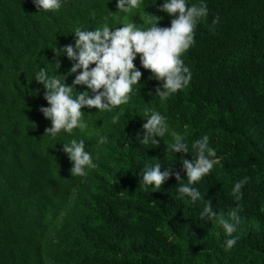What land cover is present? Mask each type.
<instances>
[{"label": "trees", "instance_id": "1", "mask_svg": "<svg viewBox=\"0 0 264 264\" xmlns=\"http://www.w3.org/2000/svg\"><path fill=\"white\" fill-rule=\"evenodd\" d=\"M161 2L141 0L117 13L116 0H63L59 10L41 12L33 0H0V264H264V0H206L208 15L182 54L192 72L183 89L161 100V82L137 56L142 76L128 103L112 112L84 107L85 130L45 134L51 122L39 111L47 101L35 72L47 68L68 85L76 75L69 74L74 61L57 57L55 46L74 45L77 27L94 30L105 17L111 27L146 28L152 14L168 27ZM145 108L165 115L189 146L209 136L220 161L196 182L203 199H177V185L186 183L181 157H194L170 151L167 134L144 144ZM98 135L107 143L98 147ZM72 138L85 140L97 165L84 177H71L61 143ZM155 163L180 179L141 186L145 166ZM245 176L236 202L231 188ZM205 201L226 216L237 211L231 249L222 227L200 218Z\"/></svg>", "mask_w": 264, "mask_h": 264}, {"label": "clouds", "instance_id": "2", "mask_svg": "<svg viewBox=\"0 0 264 264\" xmlns=\"http://www.w3.org/2000/svg\"><path fill=\"white\" fill-rule=\"evenodd\" d=\"M33 3L38 12L57 11L61 8L63 0H33ZM140 3L141 0H116L117 13H128ZM160 10L172 17L170 26H158L161 17L152 14H149L148 20L150 26L146 28L135 22L111 27L105 17L103 25L94 30L77 27L72 34L75 37L74 45L68 44L63 49H57L55 46L53 51L57 57L66 54L69 60L74 61L69 74L76 75L72 84L68 85L64 82V75L49 73L47 68H40L35 72V80L43 85V98L47 101V106H41L39 111L51 122V126L45 129V134L55 138L61 132L72 133L73 129L77 128L85 130L87 123L82 118L84 107L112 112L115 106L128 103L130 94L134 92V85L139 84L142 76V72L134 64L137 56L141 67L150 70L152 76L161 82L156 88V96L161 100L189 84L192 72L184 63L182 54L195 43L194 30L198 22L208 15L206 0L191 5L187 0H162ZM218 20L216 17L212 23L216 24ZM59 67L57 59L55 69ZM75 85H84L86 90L77 93L74 91ZM119 117L120 113L114 112L111 115L112 123H118ZM144 117V144L155 145L158 141L152 138L154 135L164 137L167 134L173 138V142L168 145L170 151L190 152L194 157L192 160L181 157L186 183L177 185V199L187 197L193 203L203 199L195 186L196 182L209 174L220 161V157L209 143V136L205 134L189 146L181 133L169 128L168 118L161 112L154 108H145ZM107 139L105 135H98L97 146L106 144ZM61 144L64 153L73 162L71 177H84L89 169L97 167L92 153L86 150L85 140L72 138L69 142ZM170 175L180 179L179 173H172L170 169L161 171L160 163L151 164L145 166L140 185L160 189ZM247 181L248 177L245 176L234 182L231 193L236 202L242 200V187ZM240 207L242 205L237 203L236 208ZM199 216L222 227L226 234L223 245L225 249L236 245L238 237L232 234L237 231L240 218L235 209L226 216L223 212L213 209L210 201H205Z\"/></svg>", "mask_w": 264, "mask_h": 264}]
</instances>
